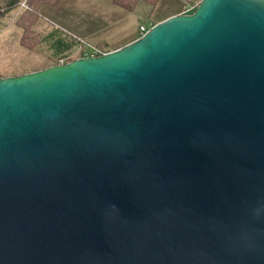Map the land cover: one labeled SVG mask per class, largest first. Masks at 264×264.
Segmentation results:
<instances>
[{
	"label": "water",
	"instance_id": "obj_1",
	"mask_svg": "<svg viewBox=\"0 0 264 264\" xmlns=\"http://www.w3.org/2000/svg\"><path fill=\"white\" fill-rule=\"evenodd\" d=\"M0 264H264V0L0 76Z\"/></svg>",
	"mask_w": 264,
	"mask_h": 264
},
{
	"label": "rangeland",
	"instance_id": "obj_2",
	"mask_svg": "<svg viewBox=\"0 0 264 264\" xmlns=\"http://www.w3.org/2000/svg\"><path fill=\"white\" fill-rule=\"evenodd\" d=\"M9 2L10 0H0V8H7V6H9ZM20 3L16 9H13L11 12L7 13L1 20V75L16 76L57 65L55 61L57 55L56 41L59 37L67 38L68 40L76 39L78 43L83 41V44H91L96 46L99 44L100 46L104 47L108 46L110 49L116 50L115 47L124 44V41L128 39L129 36H132L139 31L141 24L148 25L151 22H155L156 15L163 13L166 11V9H168L167 1L162 0L155 9L156 13L154 16L149 18L152 7L148 4H140L139 7H137V9L132 12L126 11L123 8L117 6L122 10V13L108 17L106 21L109 24V29L105 30L103 33L104 35L101 34L100 38L90 40L85 38V34L81 31V24L84 22V17L80 16L79 12L77 16H71L69 13L70 10L64 9L65 7H61L63 0L55 6L45 4L41 7L40 16L33 25L32 29L36 33L40 34L41 38L45 37L46 40L45 42H40L34 44L33 46H27L22 41L24 28L18 23L20 13L24 8L27 7V5L22 7ZM187 5H194V3H187L186 6ZM149 7L151 10L146 16L144 13H146V8ZM134 13H137V16H140L142 21L139 18L140 21L133 23V18L131 19V16L129 18V15ZM100 22L103 21L101 19H95V23L100 24ZM50 32L53 33L49 34ZM80 50L81 46L76 45L73 49L67 51L66 53L73 57L79 56L78 54L80 53Z\"/></svg>",
	"mask_w": 264,
	"mask_h": 264
},
{
	"label": "trees",
	"instance_id": "obj_3",
	"mask_svg": "<svg viewBox=\"0 0 264 264\" xmlns=\"http://www.w3.org/2000/svg\"><path fill=\"white\" fill-rule=\"evenodd\" d=\"M25 1V0H10L9 2V6H7V8L2 9L0 8V27L2 26L1 24V20L2 18L9 12H11L13 9H16L19 5L20 2ZM62 0H26V5L27 7L24 8L21 13H20V17L18 19V23L20 24V26H22L24 28V35H23V43L27 46H33L34 44L40 43V42H45L46 38L40 36V34L36 33L32 27L35 24V22L37 21V19L40 16V10L41 7L45 4H50V5H58ZM162 0H113V3L116 6H119L121 8H123L126 11L132 12L135 11L137 9V7H139L140 4H148L152 7V11L151 14L149 15V18L153 17L154 14L156 13V8L158 7V5L160 4ZM174 2L171 3L168 7V9H166L165 12L163 13H159L156 15L155 18V22L153 23H158L159 21L165 20L169 17L174 16V15H178L181 14L183 12V10L185 9L184 7H186L187 3H194V5H199V3L201 2V0H173ZM175 4V5H174ZM175 8V10H173ZM171 10H173V13L170 14V12H172ZM170 11V12H168ZM170 15H169V14ZM76 45H82L81 43H78V41L76 39H71L68 40L67 38H63V37H59L56 41V64L59 62V60L62 57H68V53H66L67 51L73 49ZM97 47H99L100 49H102L105 52H109L112 51V49H110L108 46V48L105 46H100L99 44L97 45ZM63 53V55H62ZM61 54V55H59ZM66 54V55H65ZM68 55V56H67ZM59 57V58H58ZM79 56H69L70 61H73L75 59H77ZM0 76H4L6 77L7 75H1Z\"/></svg>",
	"mask_w": 264,
	"mask_h": 264
},
{
	"label": "crops",
	"instance_id": "obj_4",
	"mask_svg": "<svg viewBox=\"0 0 264 264\" xmlns=\"http://www.w3.org/2000/svg\"><path fill=\"white\" fill-rule=\"evenodd\" d=\"M166 1H167V6H169L171 3L174 2L173 0H166ZM61 7H65L64 9L70 10L69 13L71 16H77L79 12L80 16L84 17L83 20L84 22L81 24V31L85 34L86 36L85 38H88L90 40L100 38L101 37L100 35L103 34L105 30L109 29V24L106 21L108 17H112L113 15H119L120 13H122L121 12L122 10L117 6H115L112 0H63ZM146 9H147L146 13L144 14L147 16L150 13L151 9L150 7ZM173 10H175V8ZM173 10H171L172 12L170 11L168 12H170L171 14L173 13ZM137 15H138L137 13L129 15V18L130 16L131 19L133 18L132 19L133 23H136V21L141 20V17ZM95 19H101L103 22H100L101 24L100 25L99 23H95ZM142 25H147V24H141L140 28ZM140 28L136 34L129 36V38L124 41V44L119 45L115 48L116 49L122 48L130 44L131 42L137 40L138 38H140V34H141ZM52 33L53 32H50L49 34Z\"/></svg>",
	"mask_w": 264,
	"mask_h": 264
},
{
	"label": "built area",
	"instance_id": "obj_5",
	"mask_svg": "<svg viewBox=\"0 0 264 264\" xmlns=\"http://www.w3.org/2000/svg\"><path fill=\"white\" fill-rule=\"evenodd\" d=\"M20 5L22 7H25L26 1L20 3ZM196 8H197V5H187L181 14H192ZM155 24L156 23L151 22L148 25L142 26L140 30L141 31L140 37L145 35ZM80 46H81V50H80V53L78 54L79 55L78 58L96 57V56H101L106 53L105 51L97 47L96 45L83 44V41H82V45ZM68 62H70L69 57H62L57 64H66Z\"/></svg>",
	"mask_w": 264,
	"mask_h": 264
}]
</instances>
